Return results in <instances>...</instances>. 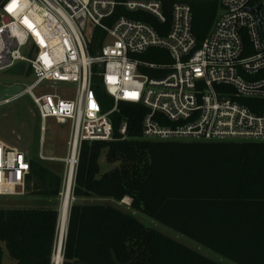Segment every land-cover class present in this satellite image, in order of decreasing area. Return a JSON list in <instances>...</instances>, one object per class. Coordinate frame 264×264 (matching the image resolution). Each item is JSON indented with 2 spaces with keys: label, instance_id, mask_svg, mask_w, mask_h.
<instances>
[{
  "label": "built area",
  "instance_id": "2783aa9c",
  "mask_svg": "<svg viewBox=\"0 0 264 264\" xmlns=\"http://www.w3.org/2000/svg\"><path fill=\"white\" fill-rule=\"evenodd\" d=\"M259 5L264 18V0H221L200 43L186 1L174 3L170 27L161 34L144 20L114 16L124 7L165 23L162 0H1L0 71L21 65L18 74L32 81L26 87L0 82L22 86L2 97L0 106L29 94L43 133L49 119L71 123L65 184L73 178L72 189L83 141L113 139L110 116L120 102L147 108L146 139L264 141V38L252 10ZM150 48L167 51L169 59L143 60L140 55ZM46 82L72 83L75 96L46 91ZM96 84L112 99L110 109L105 110ZM247 98L262 100L255 103L262 111L253 110ZM120 131L126 135V122ZM31 160L0 138V196L26 194Z\"/></svg>",
  "mask_w": 264,
  "mask_h": 264
},
{
  "label": "trees",
  "instance_id": "16d2710c",
  "mask_svg": "<svg viewBox=\"0 0 264 264\" xmlns=\"http://www.w3.org/2000/svg\"><path fill=\"white\" fill-rule=\"evenodd\" d=\"M192 6L194 31L203 42L221 0H162L165 23L146 11L118 7L126 15L151 23L166 34L175 2ZM141 58L169 59L167 51L150 48ZM20 66L11 71L19 73ZM96 91L105 110L113 102L104 89ZM253 110L262 100L247 98ZM147 108L120 102L111 114L114 137L83 141L76 169L62 264H223L139 220L113 204L82 203L98 197L122 201L200 245L237 264H264V141L154 140L142 136ZM127 123V133L120 131ZM109 165L101 171V157ZM62 176L32 158L28 187L47 198L62 191ZM60 209L0 206V264L5 248L13 264H53Z\"/></svg>",
  "mask_w": 264,
  "mask_h": 264
},
{
  "label": "rangeland",
  "instance_id": "374dc122",
  "mask_svg": "<svg viewBox=\"0 0 264 264\" xmlns=\"http://www.w3.org/2000/svg\"><path fill=\"white\" fill-rule=\"evenodd\" d=\"M1 1V0H0ZM154 57L142 58L148 62H157ZM151 74L150 71H143ZM32 81V78H26L23 75L16 74L13 71H0V82L11 84L14 82L24 83V87ZM46 91H55L62 97L73 98L75 96V85L68 82H46L43 86ZM111 102L112 99L109 97ZM72 126L70 122H62L57 119H49L46 131L41 130V119L36 104L29 94H25L9 104L0 106V138L7 143L17 146L28 153L31 158L39 159L42 163L62 176V191L57 198H47L37 194L31 187L27 189L26 194L22 196H0V206L3 207H41L50 204H57L60 209L65 189V178L67 173L66 160L70 154V139ZM117 163L109 165L106 162L105 154L101 157V171L106 172ZM73 191V189H72ZM72 193L71 204L75 201ZM79 202L86 203H105L113 204L126 211L133 213L139 220L145 224L156 228L164 234L177 239L183 244L200 251L206 256L215 259L223 264H237L218 253L201 246L196 241L187 236L176 232L172 228L159 223L158 221L146 216L140 211L131 207L132 199L124 198L122 201H116L112 198L91 197L81 199ZM71 207V205H70ZM60 229L58 231L59 236ZM66 233V232H65ZM66 235V234H65ZM58 240V239H57ZM14 260L10 257L5 248L4 264H13Z\"/></svg>",
  "mask_w": 264,
  "mask_h": 264
},
{
  "label": "bare ground",
  "instance_id": "6f19581e",
  "mask_svg": "<svg viewBox=\"0 0 264 264\" xmlns=\"http://www.w3.org/2000/svg\"><path fill=\"white\" fill-rule=\"evenodd\" d=\"M72 186H73V178H69V180L65 184V189L63 192V200L61 204V217L59 219L58 231L59 236L57 237L55 251L53 254V264H61L62 256H63V243L65 239V232L67 230L69 211L72 199Z\"/></svg>",
  "mask_w": 264,
  "mask_h": 264
},
{
  "label": "water",
  "instance_id": "95a60500",
  "mask_svg": "<svg viewBox=\"0 0 264 264\" xmlns=\"http://www.w3.org/2000/svg\"><path fill=\"white\" fill-rule=\"evenodd\" d=\"M253 12L255 13V17L256 19L259 21L260 23V27H261V33H262V36L264 38V18L263 16L261 15V5H259L257 8H254L252 9ZM95 39L93 41V45L95 46ZM96 54L97 55H101V50L98 49L96 50ZM99 69H103V64H100L99 66ZM22 89V86L21 85H13V86H5L3 84H0V99L6 95H12V94H16L18 92H20ZM63 259H64V256H62V262L61 264L63 263Z\"/></svg>",
  "mask_w": 264,
  "mask_h": 264
},
{
  "label": "snow or ice",
  "instance_id": "6c2138e0",
  "mask_svg": "<svg viewBox=\"0 0 264 264\" xmlns=\"http://www.w3.org/2000/svg\"><path fill=\"white\" fill-rule=\"evenodd\" d=\"M14 3H15V0H14ZM8 10L9 11H12L13 9H12V7H10ZM25 22L27 23V21H25Z\"/></svg>",
  "mask_w": 264,
  "mask_h": 264
},
{
  "label": "crops",
  "instance_id": "0c3cea01",
  "mask_svg": "<svg viewBox=\"0 0 264 264\" xmlns=\"http://www.w3.org/2000/svg\"><path fill=\"white\" fill-rule=\"evenodd\" d=\"M202 246V245H201Z\"/></svg>",
  "mask_w": 264,
  "mask_h": 264
}]
</instances>
